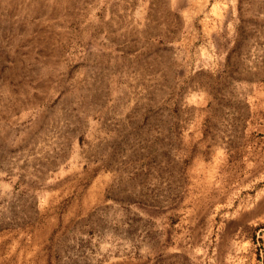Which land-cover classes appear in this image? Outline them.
Segmentation results:
<instances>
[{
    "label": "rangeland",
    "instance_id": "rangeland-1",
    "mask_svg": "<svg viewBox=\"0 0 264 264\" xmlns=\"http://www.w3.org/2000/svg\"><path fill=\"white\" fill-rule=\"evenodd\" d=\"M0 264H264V0H0Z\"/></svg>",
    "mask_w": 264,
    "mask_h": 264
}]
</instances>
